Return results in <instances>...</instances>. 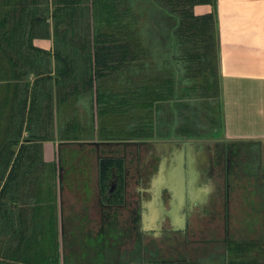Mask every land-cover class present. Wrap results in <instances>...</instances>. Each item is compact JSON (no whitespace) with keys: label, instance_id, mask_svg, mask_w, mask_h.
I'll return each mask as SVG.
<instances>
[{"label":"trees","instance_id":"1","mask_svg":"<svg viewBox=\"0 0 264 264\" xmlns=\"http://www.w3.org/2000/svg\"><path fill=\"white\" fill-rule=\"evenodd\" d=\"M23 2L0 0V234L11 236L0 239V264H122L111 257L87 259L81 251L91 247L70 242L66 230L63 249L69 253L62 257L54 183L63 163L73 166L77 151L59 154V165L41 160L38 169V148L48 140L81 144L91 134L121 139L107 132L104 122L122 114L139 119L133 136L147 137L141 132L151 129L150 119L161 122L171 111L180 120L170 128L183 139L191 138L193 128L204 129L221 101L216 0H45L37 7ZM202 3L212 4V11L195 15L192 8ZM74 4L80 9L77 18ZM50 27L53 50L34 46L41 34L49 36ZM28 72L32 83L23 81ZM63 86L78 96L76 103L65 102ZM180 89L194 94L183 101ZM54 117L62 126L56 133ZM110 165L107 158L99 160L103 192ZM27 199L35 203L29 212L22 206ZM28 217L35 223L31 229L22 227ZM122 237L115 245L103 243L115 249ZM229 247L240 252L242 245Z\"/></svg>","mask_w":264,"mask_h":264},{"label":"crops","instance_id":"2","mask_svg":"<svg viewBox=\"0 0 264 264\" xmlns=\"http://www.w3.org/2000/svg\"><path fill=\"white\" fill-rule=\"evenodd\" d=\"M74 6L77 8L78 4H74ZM212 9V4L202 3L195 5L193 12L195 15H204L211 12ZM72 13L75 18H77L80 14V9L77 8ZM216 16L219 41L221 108L224 126L223 142L225 144L228 142L248 143L262 149L264 146V0H216ZM47 22L52 25L53 19L51 16L47 17ZM33 44L40 49L52 51L54 44L51 27L49 28L48 37H44L41 34V36L33 40ZM67 87L68 86L61 87L60 91L62 93L68 92L65 102L71 105V103H76L78 101V96L69 93L70 89ZM55 101L56 100L53 101L54 108L56 107ZM65 112L69 111L65 110ZM69 117L72 118L71 113L65 116L66 119ZM55 118L56 117H54V133L61 131L62 128V126L58 125ZM91 143L92 146H96L97 143L103 142L92 141ZM60 144H62V142L51 140L42 141L44 151L42 161L45 163L54 161L59 165V149L60 146L62 147L64 145ZM69 147H71V144H69ZM90 164V166H92L93 162L91 161ZM58 171V178L54 185L56 190L58 227L62 238V254L64 250L63 244H65V240L63 239L64 230L76 231L78 229H73V225L78 223L81 227L83 225V228L86 230L92 221L97 225L98 223L102 224L103 219H107L106 215H109V217H115L117 219L115 221L130 225L128 234L122 237V241L116 245L115 249H117L122 264L135 263L134 261H136L137 257L134 256L136 252L133 251L132 247L136 244L129 240L131 236L130 231L131 228H133L131 227V221L128 219L130 213H127L126 210L122 211L117 208L118 205L112 207L108 206L110 204L105 200V192L97 189V177H95L94 174L90 177H85V185L87 184L86 190L83 193L77 194L76 191L73 190V185L71 187L70 185H66L67 182H64L66 176L62 174V169H58ZM70 180L71 179H67V181ZM211 181L213 184L212 192L215 190V183L213 178ZM204 182L206 185L209 184L207 181ZM206 188L207 187H204L203 190L206 192L205 197L207 199L211 196V192H208ZM185 189L186 187L184 188V197L186 193ZM194 190L195 192L198 191V189L195 188ZM171 195L172 199L178 197V195L174 194L173 190ZM192 197H195L194 193H192ZM155 203L159 208H157ZM31 204L34 205L35 203L30 202L29 199L22 201V206L24 208ZM224 212L226 211L222 210L223 221ZM172 213H174V215L180 214L179 211L172 212L164 208L160 196L156 198L150 196V201L145 202V208L142 211V219L136 221L137 226L140 224L139 222H141L143 228L149 231L162 229V227L167 225L173 227V224H175L173 218L170 221L168 219V215ZM74 214L76 217H73ZM29 217L25 218L23 221L26 223H24L25 225L22 227L26 229H31L35 224H32L34 221L30 220ZM16 222V224H20L18 221ZM181 222L183 227H185L186 221L184 213H182ZM38 223L40 224L39 221ZM156 234L160 235V232ZM145 241L142 243L143 247L149 245L145 243ZM77 244H79V242H77ZM158 245L161 246L162 244L158 242ZM169 250L168 245L165 244L162 251H159L156 256L159 258V261L176 263L185 260L186 256L184 257L179 254L174 257L175 254L173 256V253L169 252ZM68 253L69 249L65 246V255ZM148 258L149 256L146 253H140V258L138 260L139 262H149ZM138 260L136 262H138Z\"/></svg>","mask_w":264,"mask_h":264},{"label":"rangeland","instance_id":"3","mask_svg":"<svg viewBox=\"0 0 264 264\" xmlns=\"http://www.w3.org/2000/svg\"><path fill=\"white\" fill-rule=\"evenodd\" d=\"M24 1L25 2H23V4L25 3V5H28L29 7H37L38 3H42L43 5L45 4V0H40L42 2H39V0ZM193 9L194 7L192 8V10ZM23 81L32 83L34 81L32 72H28V74H25V76L23 77ZM122 82L123 89L126 83L125 74ZM182 91L183 90L180 89L178 94L180 95L179 99L183 101L185 99H190L187 98L188 93L191 95L194 94L193 91ZM1 98H3L2 94ZM215 103L217 104L216 112H213V110H211V117L208 119L205 128L202 129V126L193 128L189 132L191 134V138L184 137V139H189L192 141L215 140L221 143L224 141L223 115L222 108H220V106L222 107V105L220 100L218 101V103ZM174 107L176 109L175 105ZM180 108L181 106L179 105L178 109ZM79 116H82V114H79ZM175 116L176 112L171 111L167 113V117H164L162 120H160L161 122L158 121L157 123H155V121L150 119V121L152 122L151 129L149 128L141 132L142 136L147 137L130 135L133 125L136 126V124L138 123L139 119L137 118L133 119L132 116H126L124 114H122V116H119V119L107 118L106 122H104L107 125V132L112 131L113 136H115V138L121 139L108 141L98 140L96 138L92 139L91 137L93 136L91 134L90 136H85L86 140L81 143L83 147H79V145L77 144L79 142L72 144V147L74 149H79L78 152L82 153V155L85 156L83 157L85 161L80 160L76 162L78 164L77 166H71V164L70 166H68L69 164L66 165L65 163V169L63 168V173H65L66 176L64 182H67L66 185H70L71 187L73 185V190H75L77 194L83 193L86 190L87 186V184L85 185V177H90L94 174L95 177H97V189L101 191L99 184V169L96 164V161H98L97 154H95L91 142L101 141L103 143H108L109 141H126L128 139H180L182 138V136L178 133L173 132L172 128H170L171 125H174V121L177 122L180 120V117ZM112 121L113 123L117 124L114 126L111 125ZM200 123H202L201 119ZM44 130L47 131V129ZM26 135L27 133L25 132L23 136ZM224 146H226L227 150L230 151L232 157L230 158L231 169L228 178L231 192L228 198L226 212H224L226 214L224 217V226L223 224H221L220 227L218 226L215 228L214 224H212V226H207L206 230H201L200 235L197 237V241L189 245V253L188 256L185 257V260H187L189 264H264L263 148L259 149L256 145L238 142H228L224 144ZM118 147L115 152H118L120 150ZM12 149H16V146H12ZM66 149V146L62 147V149L60 146V155H70L69 153H67L68 150ZM38 151L39 162H36V166L38 167V169H41L39 163H41L44 153L42 143L40 144ZM102 153L104 154L105 151H101L100 154ZM77 158H79L78 155ZM91 161L93 162L92 166H90ZM164 174L167 175L168 172H165ZM67 179L71 180L67 181ZM30 208V205L26 206L27 212L30 211ZM73 217H76L75 214L73 215ZM106 218L107 219H103L102 224L98 223V225L94 224V221H92V223L89 224L88 229L86 230L83 228V225L81 227L79 223L75 224L73 225V229L77 228L78 230L68 233L67 237L69 238V240L72 239V241L70 240V242L72 243L76 241L80 244L83 243L89 248L91 247L90 249L93 248V254H90L92 250L88 248L85 251H81L83 253H88L87 259L111 257L118 263L120 261L117 249H114L109 245H115L117 237L126 236V234H128V228H130V225L115 221L117 219L113 216L109 217V215H106ZM6 236L8 238L11 237L10 235ZM6 236L0 234V239H4L6 238ZM103 239L105 242L109 243V245L105 246L103 243ZM248 243L249 246L247 247ZM230 244L242 245V248H240L241 251L239 252V249L230 250ZM78 252L79 250H76L77 254H79ZM78 256L75 255L76 259L82 260L80 259L82 255L79 254ZM134 256L137 257V261L140 258V253H136ZM136 261H134L135 263L131 264H136ZM148 261H151L153 263L140 262L139 264H160V262H158L159 258L156 256L149 257ZM155 261H157L158 263H156Z\"/></svg>","mask_w":264,"mask_h":264},{"label":"flooded vegetation","instance_id":"4","mask_svg":"<svg viewBox=\"0 0 264 264\" xmlns=\"http://www.w3.org/2000/svg\"><path fill=\"white\" fill-rule=\"evenodd\" d=\"M152 141H171L174 144L169 145L166 150H159L148 144ZM185 141L187 139L183 138H171L170 140L128 139L126 141H109L98 148L93 146L95 154L98 152L100 156L98 162L96 161L98 169L100 159L107 158L111 162L108 169L110 181L107 185L108 191L105 192V200L110 204L109 207L118 205L117 208L130 213L128 219L133 228H131L129 240L136 244L132 247L136 253H146L149 257L157 256L158 252L162 251L164 245L167 244L169 252L173 253V256L175 254L174 257L179 254L185 257L188 256L189 245L197 241L201 230H206V227L212 224L214 227H220L221 224L224 226L222 210L226 211L231 192L228 180L231 169V153L223 142L220 145H208L202 144V142L187 145L183 143ZM78 145L83 147L82 144ZM65 146L66 150L69 149L70 152L71 150L77 151L73 166H77L76 162L80 160L85 161L83 158L85 156L78 152L79 149H74L72 144L71 147L69 144L62 147ZM117 147L120 150L115 152ZM101 151H105V153L100 154ZM77 155L80 159L77 158ZM181 162L184 168V185L186 187L182 204L176 198L172 199V191H169L164 185L169 179V175H165L164 172L167 171L171 174L172 170H179ZM64 166L63 163L59 168L62 169V173L65 169ZM209 170H211V179L213 178L215 183V190L206 200H202V182L205 181L204 176L207 177V173H210ZM194 188L198 191L195 192ZM192 193L195 194V197H192ZM115 195H119L117 202H113ZM150 196L155 198L160 196L164 208L172 212H180L181 215H174V213L168 215L169 221L173 218L175 223L173 227L167 225L162 229L149 231L143 228L141 222L137 226L136 221L142 219L145 202L150 201ZM182 213L185 216V227L181 224ZM225 215L223 216L225 217ZM157 232H160V235H157ZM120 239L122 241V238ZM144 241L149 245L143 247ZM158 242L162 245L159 246Z\"/></svg>","mask_w":264,"mask_h":264},{"label":"water","instance_id":"5","mask_svg":"<svg viewBox=\"0 0 264 264\" xmlns=\"http://www.w3.org/2000/svg\"><path fill=\"white\" fill-rule=\"evenodd\" d=\"M199 142H202V144H208V145H213V144H221V142H218V141H215V140H207V141H192V140H187L183 143H186L187 145L190 144L192 145L193 143H199ZM106 143H97L96 144V147H100L102 145H104ZM148 144L152 145L153 147L159 149V150H166L168 149V146H172L174 144V142H171V141H152V142H148ZM96 148V149H97ZM98 151V149H97ZM97 159L100 158L98 152H97ZM188 155V154H187ZM97 167H98V163H97ZM209 169V167H208ZM167 172V171H166ZM210 173H207V177L204 176V179L205 181L209 182V184L206 185L205 182H202V200H206V197H205V191L203 190L204 187H207V191L208 192H211V190L213 189V184H212V179H211V170H209ZM165 173V172H164ZM169 175V183L165 182L164 185H165V188H167L169 191H174V194L175 195H178V197L176 198L180 204H182L184 202V180H185V177H184V168L182 167V162L180 163L179 165V170H172L171 174H167ZM211 179V180H210ZM175 199V198H173ZM65 256V250H63V257Z\"/></svg>","mask_w":264,"mask_h":264}]
</instances>
